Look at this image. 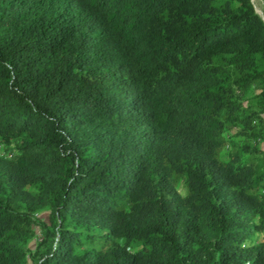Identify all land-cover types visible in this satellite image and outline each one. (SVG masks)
<instances>
[{
    "label": "trees",
    "instance_id": "16d2710c",
    "mask_svg": "<svg viewBox=\"0 0 264 264\" xmlns=\"http://www.w3.org/2000/svg\"><path fill=\"white\" fill-rule=\"evenodd\" d=\"M260 142L251 0H0V264H264Z\"/></svg>",
    "mask_w": 264,
    "mask_h": 264
},
{
    "label": "rangeland",
    "instance_id": "374dc122",
    "mask_svg": "<svg viewBox=\"0 0 264 264\" xmlns=\"http://www.w3.org/2000/svg\"><path fill=\"white\" fill-rule=\"evenodd\" d=\"M251 1L254 5L256 12L259 14V16L261 17V19L264 22V3H263V0H251ZM259 147L264 149V142H260ZM48 215H49L48 210H42L39 213H37L36 216L39 219H42V220H45L48 222ZM35 229H36V234L31 239H29L27 242V248L31 251L34 250V248L36 247V244L38 242V237H40V234H41V231L39 230V228L37 226H35ZM24 264H33V262L27 256Z\"/></svg>",
    "mask_w": 264,
    "mask_h": 264
}]
</instances>
